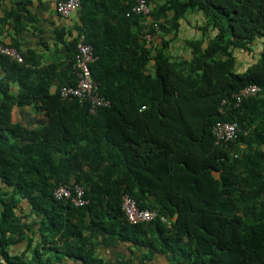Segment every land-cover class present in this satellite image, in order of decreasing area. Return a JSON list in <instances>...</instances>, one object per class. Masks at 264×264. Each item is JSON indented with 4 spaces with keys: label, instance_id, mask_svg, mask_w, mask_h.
I'll return each instance as SVG.
<instances>
[{
    "label": "trees",
    "instance_id": "obj_1",
    "mask_svg": "<svg viewBox=\"0 0 264 264\" xmlns=\"http://www.w3.org/2000/svg\"><path fill=\"white\" fill-rule=\"evenodd\" d=\"M36 1L0 0V35L11 30L0 45L22 56L0 53V264H106L94 252L106 236L181 264H264V0H146L147 15L130 12L135 0H80L73 28L54 29L65 54L46 63L16 38L38 20ZM189 14L200 36L175 54ZM80 33L110 100L95 112L59 95L76 83ZM250 84L257 93L235 104ZM14 107L42 122L16 119ZM218 121L235 122V137L216 142ZM60 184H80L88 202L55 198ZM125 193L167 221L129 223Z\"/></svg>",
    "mask_w": 264,
    "mask_h": 264
},
{
    "label": "crops",
    "instance_id": "obj_2",
    "mask_svg": "<svg viewBox=\"0 0 264 264\" xmlns=\"http://www.w3.org/2000/svg\"><path fill=\"white\" fill-rule=\"evenodd\" d=\"M56 1L57 0H40V2L36 1L31 9L37 15L38 20L30 24L27 29L20 31L19 34L16 35V38H18L20 41L19 43L22 49L29 48L35 51L37 54H41V56H43L41 63H46L52 59H58L60 56L65 54V45L63 43H54V29H72L77 21L76 13H72L68 17H61L55 11ZM9 5L10 1H5L2 7L8 8ZM1 15L2 13L0 11V16ZM188 17L189 18H187L186 21H181L178 38H176L171 44L172 51L174 50L175 54L182 51L181 46L185 47L183 42L185 39H191L200 36L199 31L194 26L199 22V15L189 14ZM8 31L10 32L11 30L8 29L7 31H4L2 35H0L1 39H3V41L6 43L10 42L11 40V35H9ZM74 32L75 31H73V33ZM67 38H69L68 35L66 36L65 40ZM45 45H47V48L44 47ZM186 50L183 51L184 54H187ZM240 57L242 56L239 55L237 59L239 67ZM242 59L246 60L247 57H242ZM3 73L4 71L0 67V75H3ZM10 89L11 91H17V87L14 83H10ZM13 115L18 120H22L26 116V123L30 125H36L37 123L42 122V119H39L37 115L33 113L30 107H14ZM98 239L100 242L96 243L94 252L95 255L98 258L103 259L106 264H181L179 263V256L176 253H150L149 248L146 246H140L128 241H119L114 236H106L102 239ZM54 264H81V260L75 257H65L61 262H55Z\"/></svg>",
    "mask_w": 264,
    "mask_h": 264
},
{
    "label": "built area",
    "instance_id": "obj_3",
    "mask_svg": "<svg viewBox=\"0 0 264 264\" xmlns=\"http://www.w3.org/2000/svg\"><path fill=\"white\" fill-rule=\"evenodd\" d=\"M80 7V0H57L55 3V11L61 17H68L70 14L76 13ZM149 10L150 7L146 0H135L130 8L131 13L143 15H147ZM145 38L148 41L151 40V33H147ZM75 51L73 68L76 72V83L73 85H62L59 88L60 97H74L80 101H87L91 112H95L100 107L109 106L110 100L99 93L97 83L91 75L90 64L96 59V55L93 52L92 45L86 41L83 33H80L76 38ZM0 53L11 60L22 62L21 54L13 46L0 45ZM258 90L259 87L257 85L250 84L234 92L231 96L235 100V104H239L242 98L253 96ZM224 102L223 100L222 103ZM235 131L236 123L229 121H218L212 128L216 142L221 139L228 140L235 137ZM53 195L57 199L70 200L75 206H83L88 202V199L84 196V188L80 184H60L54 188ZM121 210L128 222L132 224L150 222L157 217L162 222L167 221L165 215H159L155 210L140 208L135 199L127 193L122 195Z\"/></svg>",
    "mask_w": 264,
    "mask_h": 264
},
{
    "label": "rangeland",
    "instance_id": "obj_4",
    "mask_svg": "<svg viewBox=\"0 0 264 264\" xmlns=\"http://www.w3.org/2000/svg\"><path fill=\"white\" fill-rule=\"evenodd\" d=\"M239 60H240L239 61L240 62V65H242V66H243L244 63L247 62V59L246 60H243L242 57H240Z\"/></svg>",
    "mask_w": 264,
    "mask_h": 264
}]
</instances>
